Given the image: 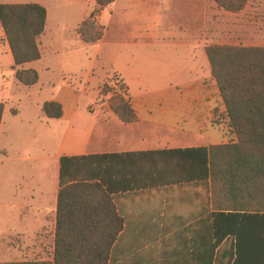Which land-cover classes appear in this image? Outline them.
I'll return each instance as SVG.
<instances>
[{"label":"trees","instance_id":"obj_1","mask_svg":"<svg viewBox=\"0 0 264 264\" xmlns=\"http://www.w3.org/2000/svg\"><path fill=\"white\" fill-rule=\"evenodd\" d=\"M213 1L230 13L247 3ZM46 25L40 4L0 3V27L22 86L38 82V73L23 66L40 59ZM77 35L89 45L104 34L90 15ZM205 53L236 143L61 157L52 262L20 264H264V47L210 45ZM109 107L122 123L137 122L122 96ZM41 110L46 118L62 117L59 103L45 102ZM3 112L0 103V125ZM188 205L203 218V231L172 235L187 221L171 219L186 216ZM139 215L146 236L129 238Z\"/></svg>","mask_w":264,"mask_h":264},{"label":"rangeland","instance_id":"obj_2","mask_svg":"<svg viewBox=\"0 0 264 264\" xmlns=\"http://www.w3.org/2000/svg\"><path fill=\"white\" fill-rule=\"evenodd\" d=\"M192 1L197 0H0L37 3L48 16L47 29L38 39L42 58L35 67L44 86L38 93L13 79L0 27V101L6 104L0 129V264L52 262L53 258L54 229L48 211L59 166V126L38 120L36 104L54 99L64 81L78 91L86 87L78 100L86 120L95 116L85 112L87 105L98 110L118 96L129 102L127 88L111 72L124 69L133 51L130 44L147 43L150 47L142 51L148 54L158 42L155 52L162 56L157 59L162 68L170 50L165 46L191 42L193 37L206 46L264 47V0H247L238 13L226 12L210 0L208 23L196 34ZM90 15L104 35L100 42L86 45L77 28ZM145 27H151L149 32L143 31ZM204 102L186 97L174 111L187 122L203 115ZM227 134L223 145L236 143L229 129Z\"/></svg>","mask_w":264,"mask_h":264},{"label":"crops","instance_id":"obj_3","mask_svg":"<svg viewBox=\"0 0 264 264\" xmlns=\"http://www.w3.org/2000/svg\"><path fill=\"white\" fill-rule=\"evenodd\" d=\"M210 7V0L192 1L191 18L193 22L195 21L193 29L195 34L198 30L200 31L201 26L204 27L208 23ZM148 29L151 27H145L143 31L147 33L149 32ZM153 36L155 35L153 34ZM129 46L133 47L130 48L133 51L125 60L124 69L115 70L111 73L117 74L127 88L129 103L137 116V122L122 123L106 103L100 104L98 110L87 105L85 112L95 113V116L93 119L86 120V117L79 110L78 104L79 97L85 94L86 87L84 86L81 91H78L64 81L59 86V91L54 99L46 101L59 103L62 107V117L59 119L46 118L41 110L45 102L35 105L38 120L53 121L59 126V145L56 159L59 161L61 157L72 156L208 148L226 144L227 130L229 129L228 120L218 88L210 73V65L205 53V42L193 37L191 42H175L166 45L165 47L170 49V54H167V66L163 68L157 64V59L162 57L155 52V49L160 47L158 42L151 46L153 50L148 54L142 51L150 47L147 43H135ZM4 51L7 56H11L8 45H5ZM41 58L42 53L38 61L26 64L23 68L33 69L37 72L35 65L41 61ZM8 66L11 68L13 79L17 82L15 72L12 70V56ZM38 76L39 79L35 85L30 87L21 85V87L30 90L35 89L36 93L41 92L44 86L40 82L39 73ZM189 76L190 79L186 81ZM191 78L194 80L192 81ZM191 81L192 83H190ZM30 96L31 94L28 97L30 98ZM186 97H199L205 100L203 115L198 116L196 114L187 122L174 111L175 106L182 103ZM0 103L4 105L5 109L6 104L2 101ZM2 125L3 116L0 129ZM233 138L234 135L231 134V139ZM58 171L59 166L56 176V189L53 200L49 203L48 211L50 228L52 225L54 234L59 190ZM195 189L192 186L188 190V199L194 197ZM119 195L121 196V194ZM208 196L210 197V194ZM121 203L123 206H129V202ZM188 208L186 216H175L171 219V221L178 223H180L179 221H187L186 225H178L173 230L172 235L181 236L179 234L191 228L188 235V238H191V233L194 235L199 229L203 231V218L194 217L190 213L193 206L190 208L188 205ZM209 209H211V201ZM119 216L123 218V215ZM138 221L137 228L128 231L129 238L146 236L145 226L142 225L141 227L140 225V222H146L145 215L142 217L139 215Z\"/></svg>","mask_w":264,"mask_h":264}]
</instances>
